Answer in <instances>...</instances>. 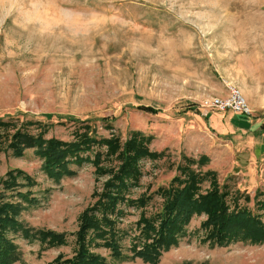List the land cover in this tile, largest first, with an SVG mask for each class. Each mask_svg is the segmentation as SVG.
I'll list each match as a JSON object with an SVG mask.
<instances>
[{
  "label": "rangeland",
  "instance_id": "rangeland-1",
  "mask_svg": "<svg viewBox=\"0 0 264 264\" xmlns=\"http://www.w3.org/2000/svg\"><path fill=\"white\" fill-rule=\"evenodd\" d=\"M229 85L245 99L249 116L204 106L225 97ZM141 105L159 112L137 109ZM0 118L67 142L84 125L98 138H119L122 147L135 132L153 137L150 151L164 156L141 162L134 199L168 186L182 156H207L200 168L216 174L220 190L239 192V205L264 223V0H0ZM104 165L120 162L112 157ZM12 169L35 179L38 200L20 215L30 236L10 235L19 251L14 264L75 256L79 218L110 175L85 163L55 181L34 150L19 159L5 146L0 181ZM162 204L154 194L146 216ZM124 210V257L112 259L102 247L92 251L110 264H150L130 251L142 210ZM206 219L194 215L158 264H264V242H204ZM43 230L66 234V244H42L33 233Z\"/></svg>",
  "mask_w": 264,
  "mask_h": 264
},
{
  "label": "trees",
  "instance_id": "trees-1",
  "mask_svg": "<svg viewBox=\"0 0 264 264\" xmlns=\"http://www.w3.org/2000/svg\"><path fill=\"white\" fill-rule=\"evenodd\" d=\"M137 109L150 114L159 112L145 105ZM83 129L82 132L75 131L74 140L67 142L58 138L46 139L42 133L34 135L17 127L15 121L0 118V153L7 146L12 156L20 159L28 150H34L49 179L60 181L66 176H74L76 171L71 166L85 163L96 167L100 175H110L103 191L96 195V202L79 218L75 256L58 257L51 264H110L106 257L94 253L93 247L105 248L112 259L123 258L122 241L127 233L120 229V225L126 215L124 208L142 210L137 223L139 233L134 237L130 251L150 264H158L162 253L185 236L186 227L194 215L207 216L201 225L206 233L203 241L210 242L212 246L226 247L233 243L259 245L264 242V223L259 216L239 205L242 195L230 192L226 186L220 190L216 174L200 168L209 162L207 156L198 160L182 156L179 174L168 186L160 187L154 193L163 199L161 211L146 216L154 194L134 199L132 191L140 187L141 162L160 158L164 152L150 151L153 137L141 132L133 133L122 147L117 137L102 139L91 135L88 125H84ZM112 157H116L120 165L117 168L105 167L104 164ZM195 165L197 168H194ZM205 183L210 184V189L204 190ZM36 186L35 179L19 169L10 170L0 181V264H14L19 258L18 246L10 238L11 234L30 236L29 229L20 221V215L26 206L37 204L32 190ZM259 195H255L256 200ZM243 200L249 202L247 196ZM263 203L260 206L264 208ZM33 235L38 236L42 244L50 246H62L67 242V235L63 233L43 230Z\"/></svg>",
  "mask_w": 264,
  "mask_h": 264
},
{
  "label": "built area",
  "instance_id": "built-area-1",
  "mask_svg": "<svg viewBox=\"0 0 264 264\" xmlns=\"http://www.w3.org/2000/svg\"><path fill=\"white\" fill-rule=\"evenodd\" d=\"M204 106L219 112L231 111L234 114H243L246 116L251 114L250 108L240 94L239 90L231 85L228 86L225 97L212 98L207 101Z\"/></svg>",
  "mask_w": 264,
  "mask_h": 264
}]
</instances>
